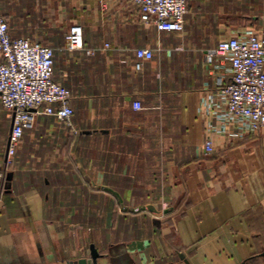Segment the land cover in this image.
<instances>
[{"label":"crops","instance_id":"obj_1","mask_svg":"<svg viewBox=\"0 0 264 264\" xmlns=\"http://www.w3.org/2000/svg\"><path fill=\"white\" fill-rule=\"evenodd\" d=\"M0 7L12 37L54 49L53 79L73 108L72 126L38 115L6 164L11 118L0 103V264H67L91 243L96 264H264V129L216 131L202 154L216 122L205 103L229 79L205 51L264 36V0H188L182 33L142 23L131 0ZM74 23L83 48L69 51ZM136 47L154 50L139 70Z\"/></svg>","mask_w":264,"mask_h":264},{"label":"built area","instance_id":"obj_2","mask_svg":"<svg viewBox=\"0 0 264 264\" xmlns=\"http://www.w3.org/2000/svg\"><path fill=\"white\" fill-rule=\"evenodd\" d=\"M139 20L159 31L182 33L188 12V0H131ZM69 51L83 48L82 26L74 23L65 34ZM107 46V44H106ZM92 53V49H86ZM134 68L154 55L149 47L134 49ZM207 60L229 65V79L218 77L215 93L205 103L208 121L202 154L214 151L212 133L232 129V136L256 134L264 129V36L246 31L221 38L205 51ZM54 49L31 37H12L0 7V103L12 121L8 135L6 164L11 163L26 131L34 128L40 114L54 116L63 125L72 126L73 108L68 88L53 79ZM216 96V99L214 97ZM141 109L140 101L132 102ZM217 123V124H216ZM219 124V125H218ZM7 167L0 168V184Z\"/></svg>","mask_w":264,"mask_h":264},{"label":"water","instance_id":"obj_3","mask_svg":"<svg viewBox=\"0 0 264 264\" xmlns=\"http://www.w3.org/2000/svg\"><path fill=\"white\" fill-rule=\"evenodd\" d=\"M11 127H12V121H11ZM8 145H9V139H7V147H6V153H5V158L7 160V151H8ZM7 179L9 176H6ZM5 187H9V182H5ZM261 255L264 257V251L261 253ZM103 254L99 253L97 248L93 243L89 245L88 248V256L86 257H80L77 259H74L72 261H68L67 264H96L98 258L102 257Z\"/></svg>","mask_w":264,"mask_h":264},{"label":"trees","instance_id":"obj_4","mask_svg":"<svg viewBox=\"0 0 264 264\" xmlns=\"http://www.w3.org/2000/svg\"><path fill=\"white\" fill-rule=\"evenodd\" d=\"M2 184V183H1Z\"/></svg>","mask_w":264,"mask_h":264}]
</instances>
